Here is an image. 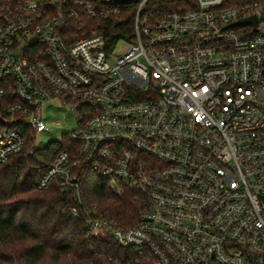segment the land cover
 <instances>
[{
  "label": "built area",
  "instance_id": "2783aa9c",
  "mask_svg": "<svg viewBox=\"0 0 264 264\" xmlns=\"http://www.w3.org/2000/svg\"><path fill=\"white\" fill-rule=\"evenodd\" d=\"M55 101L78 127L36 186L74 191L88 234L152 264H264V0H0V165ZM86 170L137 192L133 225L82 203Z\"/></svg>",
  "mask_w": 264,
  "mask_h": 264
},
{
  "label": "trees",
  "instance_id": "16d2710c",
  "mask_svg": "<svg viewBox=\"0 0 264 264\" xmlns=\"http://www.w3.org/2000/svg\"><path fill=\"white\" fill-rule=\"evenodd\" d=\"M131 14L103 27L107 35L116 28L131 31ZM96 22V21H94ZM99 31L102 27L94 25ZM115 36H118L116 31ZM122 36V35H119ZM27 133L24 147L0 165V264H106L111 261L152 264L151 257L116 245L106 237L87 232L86 218L80 214L76 193L53 183L37 188L40 176L62 149L71 148L65 135L59 142L30 152L33 132ZM80 187L82 203L96 204L117 224L133 225L140 209L133 189L112 193L97 173L85 171ZM77 208L78 216L72 212Z\"/></svg>",
  "mask_w": 264,
  "mask_h": 264
},
{
  "label": "rangeland",
  "instance_id": "374dc122",
  "mask_svg": "<svg viewBox=\"0 0 264 264\" xmlns=\"http://www.w3.org/2000/svg\"><path fill=\"white\" fill-rule=\"evenodd\" d=\"M125 45L124 42H118V47ZM54 104L56 106L48 105L42 109V116L48 130L33 135L36 148H44L59 142L66 134L77 130L78 125L73 112L68 108L58 107L57 101Z\"/></svg>",
  "mask_w": 264,
  "mask_h": 264
},
{
  "label": "water",
  "instance_id": "95a60500",
  "mask_svg": "<svg viewBox=\"0 0 264 264\" xmlns=\"http://www.w3.org/2000/svg\"><path fill=\"white\" fill-rule=\"evenodd\" d=\"M256 22V17L253 15L251 17L245 18V19H241L233 24H246V23H255Z\"/></svg>",
  "mask_w": 264,
  "mask_h": 264
}]
</instances>
